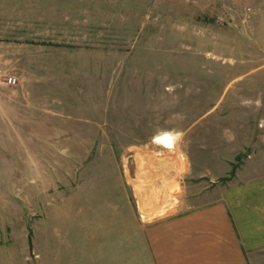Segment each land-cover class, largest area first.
I'll use <instances>...</instances> for the list:
<instances>
[{"label": "rangeland", "instance_id": "374dc122", "mask_svg": "<svg viewBox=\"0 0 264 264\" xmlns=\"http://www.w3.org/2000/svg\"><path fill=\"white\" fill-rule=\"evenodd\" d=\"M248 170L264 0H0V264H70Z\"/></svg>", "mask_w": 264, "mask_h": 264}, {"label": "crops", "instance_id": "0c3cea01", "mask_svg": "<svg viewBox=\"0 0 264 264\" xmlns=\"http://www.w3.org/2000/svg\"><path fill=\"white\" fill-rule=\"evenodd\" d=\"M99 240L70 248V264H264V175L248 170L210 202L148 225L110 224Z\"/></svg>", "mask_w": 264, "mask_h": 264}, {"label": "built area", "instance_id": "2783aa9c", "mask_svg": "<svg viewBox=\"0 0 264 264\" xmlns=\"http://www.w3.org/2000/svg\"><path fill=\"white\" fill-rule=\"evenodd\" d=\"M12 82V79H9L8 83H11Z\"/></svg>", "mask_w": 264, "mask_h": 264}]
</instances>
